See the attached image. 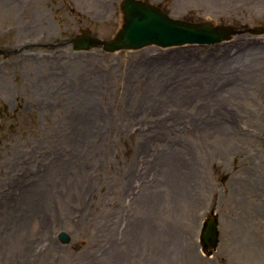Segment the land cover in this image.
<instances>
[{"label": "rangeland", "instance_id": "rangeland-1", "mask_svg": "<svg viewBox=\"0 0 264 264\" xmlns=\"http://www.w3.org/2000/svg\"><path fill=\"white\" fill-rule=\"evenodd\" d=\"M121 1H0V264H264V0H149L249 28L218 45L75 50Z\"/></svg>", "mask_w": 264, "mask_h": 264}, {"label": "water", "instance_id": "water-1", "mask_svg": "<svg viewBox=\"0 0 264 264\" xmlns=\"http://www.w3.org/2000/svg\"><path fill=\"white\" fill-rule=\"evenodd\" d=\"M123 24L113 39L99 41L94 37L78 35L74 39L75 50H88L96 45L103 46L107 52L137 50L150 45L160 47L181 46L184 44H213L236 34L230 27H215L203 21L190 23L173 19L157 6L142 0H123L121 3ZM263 31V29H258ZM219 231L215 217H209L202 229L201 241L205 251L217 247ZM63 242L69 240L67 233H60ZM211 254V251H209Z\"/></svg>", "mask_w": 264, "mask_h": 264}, {"label": "bare ground", "instance_id": "bare-ground-1", "mask_svg": "<svg viewBox=\"0 0 264 264\" xmlns=\"http://www.w3.org/2000/svg\"><path fill=\"white\" fill-rule=\"evenodd\" d=\"M0 1H2V0H0ZM237 31H244V30L243 29H237ZM161 67H163V66L161 65ZM138 237L139 236H134L132 239V242H135L138 239ZM180 244L184 248V244L183 243H180ZM198 255L199 254L195 250L192 249V251L189 253L187 264H192V263L197 262L198 261ZM160 261L162 263H168V261L162 257L160 258Z\"/></svg>", "mask_w": 264, "mask_h": 264}]
</instances>
